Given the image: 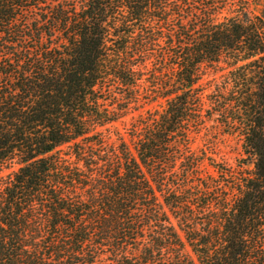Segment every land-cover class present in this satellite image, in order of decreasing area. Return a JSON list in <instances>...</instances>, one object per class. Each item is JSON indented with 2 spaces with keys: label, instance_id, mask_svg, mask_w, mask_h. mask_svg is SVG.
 I'll use <instances>...</instances> for the list:
<instances>
[{
  "label": "trees",
  "instance_id": "1",
  "mask_svg": "<svg viewBox=\"0 0 264 264\" xmlns=\"http://www.w3.org/2000/svg\"><path fill=\"white\" fill-rule=\"evenodd\" d=\"M238 3L0 0V264H264V19ZM208 101L236 166L192 148Z\"/></svg>",
  "mask_w": 264,
  "mask_h": 264
},
{
  "label": "rangeland",
  "instance_id": "2",
  "mask_svg": "<svg viewBox=\"0 0 264 264\" xmlns=\"http://www.w3.org/2000/svg\"><path fill=\"white\" fill-rule=\"evenodd\" d=\"M231 2H239L238 4L244 2L249 8L251 14L253 16H259L264 19V0H231ZM204 84L207 82L213 81L217 78V81L222 82V77L228 75L229 69H219L220 72L216 75V67L209 66L204 67ZM212 86L208 87L206 93L213 96V98L223 97L224 93L228 94V90L226 88ZM146 110H160L164 109V105H146L144 106ZM216 110L219 108H215L208 101L207 106L205 107L204 115H205V123L204 127L201 131L199 138L194 142L192 148L196 151H205L209 157L216 159L219 163L228 164L231 166H236L237 160L241 159L243 156V140L240 134L230 128L228 126H221L222 122H225L224 117L220 118V122L217 120L210 119L212 113H216ZM144 109H140L139 111H132L123 121L122 123L117 124L118 132L127 140L130 141L128 136V129L131 128V123L135 121ZM116 134V133H115ZM116 138V137H114ZM19 166L14 164L10 169H5L1 173V177H7L8 175L16 172Z\"/></svg>",
  "mask_w": 264,
  "mask_h": 264
}]
</instances>
